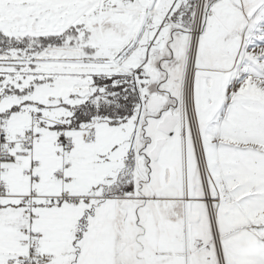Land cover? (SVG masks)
<instances>
[{
    "label": "rangeland",
    "instance_id": "374dc122",
    "mask_svg": "<svg viewBox=\"0 0 264 264\" xmlns=\"http://www.w3.org/2000/svg\"><path fill=\"white\" fill-rule=\"evenodd\" d=\"M98 1L0 0L5 131H24L38 116L34 149L54 171L60 125L77 146L66 159L72 166L94 148L83 145L86 129L101 147L83 167L86 192L103 197L90 194L85 209L40 212L49 264H264V0H156L147 11L144 0ZM151 70L160 74L155 84ZM128 75L138 109L106 116ZM82 89L90 90L83 99L74 95ZM158 94L166 106L149 115L146 103ZM167 113L180 122L162 151L175 139L180 166L174 193L152 194L149 152L165 138L156 125ZM6 167L11 190L27 183L20 171L28 160ZM125 201L133 206L121 209ZM6 209L0 233L18 239L21 212Z\"/></svg>",
    "mask_w": 264,
    "mask_h": 264
},
{
    "label": "built area",
    "instance_id": "2783aa9c",
    "mask_svg": "<svg viewBox=\"0 0 264 264\" xmlns=\"http://www.w3.org/2000/svg\"><path fill=\"white\" fill-rule=\"evenodd\" d=\"M39 124L40 118L33 115L30 117L29 127L25 131L8 133L4 129L5 121L0 119V163L12 164L17 159L29 161V167L20 171V177L25 179L28 184V190L25 193L12 194L7 183L0 180V200L5 199L8 202H13L21 210L23 219L20 231V252L0 257V264H49L53 262V255L43 251L38 232L34 229L40 219V212L63 206L85 209L90 207L95 200L91 195H78L70 190H62L57 194H42L37 191L36 187L40 184L41 179L38 175L39 165L33 158V150L40 137L37 132ZM70 131L64 125H60L56 131L54 154L62 164L50 174V179L62 184L70 181L68 174L71 166L66 162V159L77 147ZM96 139L95 129L88 128L84 131V145H91ZM7 174L8 168L0 166V175Z\"/></svg>",
    "mask_w": 264,
    "mask_h": 264
},
{
    "label": "crops",
    "instance_id": "0c3cea01",
    "mask_svg": "<svg viewBox=\"0 0 264 264\" xmlns=\"http://www.w3.org/2000/svg\"><path fill=\"white\" fill-rule=\"evenodd\" d=\"M28 127H29V124H28ZM10 132H12V131H10ZM15 132H18V131H15ZM37 132L39 133V135L41 134L40 129H37ZM12 133H14V132H12ZM93 144H95L94 148L90 152H87L85 154V156L82 157V159L80 158V160H77L79 162L75 163L74 166H72L70 164L71 168H70V171L68 174L70 181L68 183H65V184L61 183L60 186H54V184H53L54 181L49 179V173L51 171H54V167L49 166L50 163L48 160H46L47 156L44 154H39V152L35 151V149H34L33 150V158H34V161L37 162L39 165L38 175L40 176V179H41L39 186L36 187L37 191L46 192L43 194H54V192H58L61 190H70L71 192L78 194V195L94 194V195L102 196L101 193L100 194L99 193H88L85 190V188L89 187L90 184L84 183V179L86 176L85 174L87 173V169L85 167H83V164L85 166L87 161H89V158H91V156L95 155V153H93V152H96L97 150H100V148H101L100 144L97 143L96 141ZM177 146H178V142L174 139L172 144L169 145V143H168L165 150H163L164 152L161 151L158 160L156 162L151 161L150 165L147 166V168H148L147 169L148 170V173H147L148 191L147 192L148 193H152V194L153 193H170V190L173 189V187H172V180H174L173 174L175 171L177 172L176 167L180 166V162H178V160H176V158H175L176 154L174 153L175 152L174 150L178 148ZM170 147H172L171 152H170V149H171ZM76 149H77V147H76ZM74 152H72L71 155ZM167 152H170V153L166 154ZM98 154H99V152H98ZM71 155L69 157H71ZM6 165H10V164H6ZM6 165L0 164V166H3V167H6ZM28 167H29V161H28ZM8 173H9V169H8ZM7 175H4V176L0 175V180H3V177H5ZM55 182L60 183L57 181H55ZM23 185L24 184H22V186ZM81 186H83V187H81ZM8 187H9V185H8ZM44 189L46 191H44ZM9 190H10V192H12V194H16V193L19 194V192H26L28 190V184L25 183V185L21 188L14 187L12 190L9 187ZM171 193H174V191L172 190ZM1 201H5V203L3 204L5 206V208H2L4 206H1ZM6 208H17V209H19V207H17L13 202H8L5 199L0 200V210L3 211L5 219L9 218L8 217L9 213L6 212V210H7ZM44 211H46V210H44ZM20 212H21V210H20ZM40 220H41V214H40L39 221ZM39 221L35 225V229L40 234V229L38 226ZM22 222H23V219H22V213H21V218L19 220V223H16V224H18L17 226H21ZM21 228L20 229H19V227L17 228L18 239L15 238L13 240H11V239L8 240V237H6L2 233H0V257L6 256V255H11V254H17L18 252H20L19 242L21 240V237H20ZM43 245H44V243H43V241L41 239V235H40V246L44 252L48 253V251L44 250L45 248L43 247Z\"/></svg>",
    "mask_w": 264,
    "mask_h": 264
},
{
    "label": "water",
    "instance_id": "95a60500",
    "mask_svg": "<svg viewBox=\"0 0 264 264\" xmlns=\"http://www.w3.org/2000/svg\"><path fill=\"white\" fill-rule=\"evenodd\" d=\"M156 0H144L140 2V5L143 7L145 11L148 9H151ZM147 18V13H143L140 17V23L133 35L132 43H135L138 36L140 35L142 28L144 26V22ZM148 78L150 83L155 84L160 79V74L157 73L154 70H151L148 73ZM90 90L89 89H82V90H76L74 92V95L83 99L89 96ZM167 99L165 97H162L160 95H152L147 103L145 110L149 115L156 114L159 110L163 109L166 106ZM179 116L175 114L167 113L165 114L162 119L157 123L156 130L161 133L165 138H159L156 139L154 142V145L152 149L149 152V159L153 162H156L158 160L159 154L162 151V149L165 147L167 140L166 137H171L173 135L174 129L177 126L179 122ZM137 166L139 168V171H142V160L137 161ZM133 204L129 201H125L121 205V209L131 208Z\"/></svg>",
    "mask_w": 264,
    "mask_h": 264
},
{
    "label": "trees",
    "instance_id": "16d2710c",
    "mask_svg": "<svg viewBox=\"0 0 264 264\" xmlns=\"http://www.w3.org/2000/svg\"><path fill=\"white\" fill-rule=\"evenodd\" d=\"M124 79H122L121 83H119V87H117V89H113L111 91L112 94L113 92H116V95H114V97L117 96L116 97L117 102L112 103V105L110 106V108L113 110L110 111L108 114V112L104 111L103 108L101 109L105 112L106 116L114 114V113L115 114L120 113L123 117L125 116L128 117L129 114H131L133 110L136 111L138 109L139 99H138V95L134 88L136 84L135 80L132 75L125 76ZM114 97H111V99H113ZM115 105L119 107L118 110L117 109L115 110V107H114ZM83 114L84 112H81L79 113L78 116L80 117Z\"/></svg>",
    "mask_w": 264,
    "mask_h": 264
},
{
    "label": "bare ground",
    "instance_id": "6f19581e",
    "mask_svg": "<svg viewBox=\"0 0 264 264\" xmlns=\"http://www.w3.org/2000/svg\"><path fill=\"white\" fill-rule=\"evenodd\" d=\"M98 2L100 3V2H102V0H99ZM202 2H203V0H201V4H202ZM179 122H180V119H179ZM179 122H178V124H179ZM178 124H177V125H178ZM176 127H177V126H176ZM176 127H175V128H176ZM160 153H161V152H160ZM159 155H160V154H159ZM158 158H159V157H158ZM57 182H58V181H57ZM34 229H35V228H34ZM20 231H21V230H20ZM35 231H36V230H35ZM38 236H39V234H38ZM39 238H40V237H39Z\"/></svg>",
    "mask_w": 264,
    "mask_h": 264
},
{
    "label": "flooded vegetation",
    "instance_id": "af4514ba",
    "mask_svg": "<svg viewBox=\"0 0 264 264\" xmlns=\"http://www.w3.org/2000/svg\"><path fill=\"white\" fill-rule=\"evenodd\" d=\"M159 95V94H158ZM160 96H162V95H160ZM163 97V96H162ZM160 116H162V114L160 115ZM155 142V141H154ZM154 142H153V145H154Z\"/></svg>",
    "mask_w": 264,
    "mask_h": 264
}]
</instances>
